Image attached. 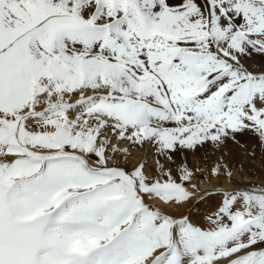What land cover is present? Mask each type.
I'll return each mask as SVG.
<instances>
[{
	"label": "snow or ice",
	"instance_id": "snow-or-ice-1",
	"mask_svg": "<svg viewBox=\"0 0 264 264\" xmlns=\"http://www.w3.org/2000/svg\"><path fill=\"white\" fill-rule=\"evenodd\" d=\"M0 264H264V0H0Z\"/></svg>",
	"mask_w": 264,
	"mask_h": 264
},
{
	"label": "bare ground",
	"instance_id": "bare-ground-1",
	"mask_svg": "<svg viewBox=\"0 0 264 264\" xmlns=\"http://www.w3.org/2000/svg\"><path fill=\"white\" fill-rule=\"evenodd\" d=\"M235 145V144H234ZM233 146V145H232ZM236 146V145H235ZM235 146H233V148H236ZM238 150V148H236V149H232L229 153H227V159L231 162L233 159H236V160H244V161H246L245 160V157H246V155L244 154V153H242V152H238L237 151ZM250 177L249 176H243V177H241L240 175H237L236 176V179L237 180H241V179H244V180H247V179H249ZM216 181L215 180H213V183H215ZM200 183H201V187H206V186H209L206 182H204V181H200ZM223 183H224V186L225 187H228V186H230L229 185V183H228V181L227 180H223Z\"/></svg>",
	"mask_w": 264,
	"mask_h": 264
},
{
	"label": "rangeland",
	"instance_id": "rangeland-1",
	"mask_svg": "<svg viewBox=\"0 0 264 264\" xmlns=\"http://www.w3.org/2000/svg\"><path fill=\"white\" fill-rule=\"evenodd\" d=\"M232 145L235 146L236 144L235 145L234 144H229V146H228V148L226 150V153H229L232 149L238 148V150H237L238 152L240 151V152H242V153H244L246 155V157H245L246 166L248 168L254 169L257 172V174H259L260 173V164H261L259 151H257V155H256L255 161L249 163V162H247L248 157H247V150L245 149V147L243 145H236L235 146L236 148H233ZM206 187H208V186H206Z\"/></svg>",
	"mask_w": 264,
	"mask_h": 264
}]
</instances>
